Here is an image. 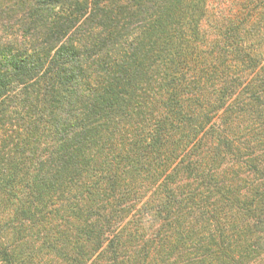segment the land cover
Instances as JSON below:
<instances>
[{
    "label": "trees",
    "instance_id": "trees-1",
    "mask_svg": "<svg viewBox=\"0 0 264 264\" xmlns=\"http://www.w3.org/2000/svg\"><path fill=\"white\" fill-rule=\"evenodd\" d=\"M0 264H264V0H12Z\"/></svg>",
    "mask_w": 264,
    "mask_h": 264
},
{
    "label": "clouds",
    "instance_id": "clouds-1",
    "mask_svg": "<svg viewBox=\"0 0 264 264\" xmlns=\"http://www.w3.org/2000/svg\"><path fill=\"white\" fill-rule=\"evenodd\" d=\"M45 38L44 28L31 27L27 10L12 0H0V49L11 47L31 52L39 49Z\"/></svg>",
    "mask_w": 264,
    "mask_h": 264
},
{
    "label": "rangeland",
    "instance_id": "rangeland-1",
    "mask_svg": "<svg viewBox=\"0 0 264 264\" xmlns=\"http://www.w3.org/2000/svg\"><path fill=\"white\" fill-rule=\"evenodd\" d=\"M220 2H223L226 4L225 0H219ZM230 0H227V3L229 2Z\"/></svg>",
    "mask_w": 264,
    "mask_h": 264
}]
</instances>
